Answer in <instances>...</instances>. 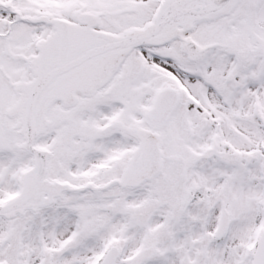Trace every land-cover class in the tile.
Segmentation results:
<instances>
[{"label": "snow or ice", "instance_id": "6c2138e0", "mask_svg": "<svg viewBox=\"0 0 264 264\" xmlns=\"http://www.w3.org/2000/svg\"><path fill=\"white\" fill-rule=\"evenodd\" d=\"M0 264H264V0H0Z\"/></svg>", "mask_w": 264, "mask_h": 264}]
</instances>
